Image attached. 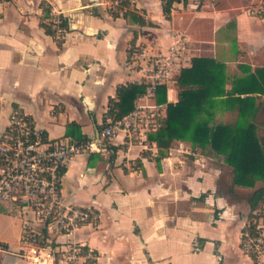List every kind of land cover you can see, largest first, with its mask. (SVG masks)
Returning a JSON list of instances; mask_svg holds the SVG:
<instances>
[{
	"label": "crops",
	"instance_id": "1",
	"mask_svg": "<svg viewBox=\"0 0 264 264\" xmlns=\"http://www.w3.org/2000/svg\"><path fill=\"white\" fill-rule=\"evenodd\" d=\"M129 1L152 25L113 16L111 0H0V132L20 110L50 141L75 140L66 135L73 123L75 135L92 144L63 167L60 188L66 204L91 208L96 221L57 240L85 244L97 264H252L240 234L248 198L264 181L235 184L223 155L185 140H172L157 162L159 148L147 139L157 126L123 127L104 139L98 133L117 87L139 83L128 65L130 48L164 51L179 31L189 42L180 69L193 57L225 65L227 95L218 97L214 121L234 125V99L250 96L248 119L264 139V93L234 89L238 78L264 68V0H187L174 3L170 18L161 0ZM51 7L69 25L60 42L43 26ZM179 72L165 84L166 102L178 100ZM134 105L155 113L156 122L166 117V103L157 104L155 94ZM19 212L13 202L0 204V264H24Z\"/></svg>",
	"mask_w": 264,
	"mask_h": 264
},
{
	"label": "built area",
	"instance_id": "2",
	"mask_svg": "<svg viewBox=\"0 0 264 264\" xmlns=\"http://www.w3.org/2000/svg\"><path fill=\"white\" fill-rule=\"evenodd\" d=\"M114 7L116 2H110ZM47 26L60 42L69 25L64 15L49 8ZM189 42L182 32L172 34L164 51L151 52L136 45L129 54L128 65L146 84L144 95H154L160 84L170 82L180 70ZM152 111L134 109L101 131V138H111L121 128L135 131L149 129L158 123ZM90 143L69 140L50 141L36 127L32 118L14 110L7 127L0 132V204L13 202L22 215L20 249L24 264H97V253L81 242L59 243L57 237L96 221L97 214L89 207L66 204L60 188L63 167L80 153L91 150ZM240 247L252 264H264V223L260 219L251 231L240 234ZM5 246L0 244V251Z\"/></svg>",
	"mask_w": 264,
	"mask_h": 264
},
{
	"label": "trees",
	"instance_id": "3",
	"mask_svg": "<svg viewBox=\"0 0 264 264\" xmlns=\"http://www.w3.org/2000/svg\"><path fill=\"white\" fill-rule=\"evenodd\" d=\"M111 1L116 2L113 8L110 7L113 16L121 12L124 17L132 18L141 26L152 25L132 9L129 0ZM179 2L185 4L187 0H161L165 17L170 18L174 3ZM43 26L47 33L53 35L47 24ZM133 49L134 46L130 48L129 54ZM238 79L235 81L234 89L239 93H264V68H257L253 73L250 72ZM175 80L179 86L177 102H166L165 84L158 85L155 91L157 104L166 103V117L158 120L156 129L147 134V139L154 141L159 148L156 161L159 162L161 157L167 154V148L172 140H185L192 146L209 147L215 153L223 155L224 161L233 168L235 184L253 187L257 180L264 181V139L260 140L257 137L256 127L248 119L254 104L251 101H254V98L244 96L234 99L239 104L238 119L234 125L214 121L213 109L216 101L218 97L227 95L225 65L213 58L193 57L191 65L182 67ZM145 92V83L129 82L118 86L115 97L108 101L105 119L99 129L114 125L133 111L135 100ZM76 128V124L69 125L66 135L75 136L76 139H67L85 142L86 139L81 135H75ZM258 202L259 205H264V187L255 189L248 198L250 212L245 229L254 231L262 217V214L255 212ZM262 222L264 223L263 220Z\"/></svg>",
	"mask_w": 264,
	"mask_h": 264
},
{
	"label": "rangeland",
	"instance_id": "4",
	"mask_svg": "<svg viewBox=\"0 0 264 264\" xmlns=\"http://www.w3.org/2000/svg\"><path fill=\"white\" fill-rule=\"evenodd\" d=\"M116 5V4H115ZM114 5V6H115ZM113 8V7H112ZM110 126H113V125H110ZM260 202H258V207L256 208L255 212L259 213V214H262V217L260 218L261 220L264 221V205H259ZM18 208V207H17ZM19 210V208H18ZM20 211V210H19ZM19 214L21 215V213L19 212ZM22 216V215H21ZM259 219V220H260Z\"/></svg>",
	"mask_w": 264,
	"mask_h": 264
},
{
	"label": "water",
	"instance_id": "5",
	"mask_svg": "<svg viewBox=\"0 0 264 264\" xmlns=\"http://www.w3.org/2000/svg\"><path fill=\"white\" fill-rule=\"evenodd\" d=\"M100 135V133H98V136Z\"/></svg>",
	"mask_w": 264,
	"mask_h": 264
}]
</instances>
